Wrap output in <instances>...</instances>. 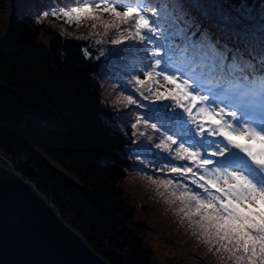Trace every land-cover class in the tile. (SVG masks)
I'll return each mask as SVG.
<instances>
[{
    "label": "trees",
    "instance_id": "16d2710c",
    "mask_svg": "<svg viewBox=\"0 0 264 264\" xmlns=\"http://www.w3.org/2000/svg\"><path fill=\"white\" fill-rule=\"evenodd\" d=\"M177 2L200 26L197 36L207 31L246 59L249 48L258 50V44L246 45L232 32L257 21L241 17L242 23L226 25L218 14L239 17L251 9L258 17L264 0ZM73 4L0 0V153L20 163L18 171L111 264H156L148 237L168 247L173 264H233L217 243L208 242L196 218L182 211L186 206L177 199V187L160 183L161 173L152 167L163 163L154 146L158 134L142 122L132 129L146 110L127 104L123 96L132 93L117 91L116 80L108 78L112 62H123L118 56L106 62L100 55L115 47L106 42L100 22L67 23L43 15ZM102 19L111 21L107 14ZM124 54L129 65L141 66L136 49Z\"/></svg>",
    "mask_w": 264,
    "mask_h": 264
},
{
    "label": "snow or ice",
    "instance_id": "6c2138e0",
    "mask_svg": "<svg viewBox=\"0 0 264 264\" xmlns=\"http://www.w3.org/2000/svg\"><path fill=\"white\" fill-rule=\"evenodd\" d=\"M49 14L67 23L100 22L115 46L100 55L123 62H112L108 78L117 91L132 93L123 96L127 104L146 110L132 129L142 122L158 134L163 163H149L160 183L177 187L182 211L233 264H264V9L258 17L251 9L239 17L218 14L226 25L257 21L232 29L234 38L259 45L249 48V59L207 31L197 36L200 26L177 0H74L43 15ZM133 48L141 66L127 63L124 53Z\"/></svg>",
    "mask_w": 264,
    "mask_h": 264
},
{
    "label": "water",
    "instance_id": "95a60500",
    "mask_svg": "<svg viewBox=\"0 0 264 264\" xmlns=\"http://www.w3.org/2000/svg\"><path fill=\"white\" fill-rule=\"evenodd\" d=\"M0 264H111L2 153Z\"/></svg>",
    "mask_w": 264,
    "mask_h": 264
},
{
    "label": "rangeland",
    "instance_id": "374dc122",
    "mask_svg": "<svg viewBox=\"0 0 264 264\" xmlns=\"http://www.w3.org/2000/svg\"><path fill=\"white\" fill-rule=\"evenodd\" d=\"M94 41L97 42L99 41L98 38H94ZM93 42V43H95ZM8 159V158H7ZM52 162L58 166L60 169L68 173L72 178L76 179L77 181L79 180L78 177H76L74 174L71 172L67 171L61 164L58 162L52 160ZM147 241L149 244L153 247L154 249V261L156 264H173L172 259H171V253L168 251V247L164 246L162 243L158 242L157 240H154L151 237L147 238Z\"/></svg>",
    "mask_w": 264,
    "mask_h": 264
},
{
    "label": "built area",
    "instance_id": "2783aa9c",
    "mask_svg": "<svg viewBox=\"0 0 264 264\" xmlns=\"http://www.w3.org/2000/svg\"><path fill=\"white\" fill-rule=\"evenodd\" d=\"M10 163L12 164V166L18 170L19 166H20V163L14 161V160H9Z\"/></svg>",
    "mask_w": 264,
    "mask_h": 264
},
{
    "label": "bare ground",
    "instance_id": "6f19581e",
    "mask_svg": "<svg viewBox=\"0 0 264 264\" xmlns=\"http://www.w3.org/2000/svg\"><path fill=\"white\" fill-rule=\"evenodd\" d=\"M8 160H10V159H8Z\"/></svg>",
    "mask_w": 264,
    "mask_h": 264
}]
</instances>
